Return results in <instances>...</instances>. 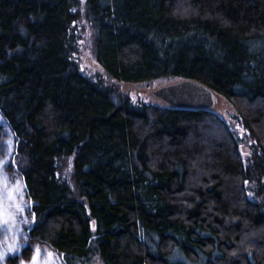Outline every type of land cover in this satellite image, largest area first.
I'll return each mask as SVG.
<instances>
[{
	"label": "trees",
	"instance_id": "obj_1",
	"mask_svg": "<svg viewBox=\"0 0 264 264\" xmlns=\"http://www.w3.org/2000/svg\"><path fill=\"white\" fill-rule=\"evenodd\" d=\"M75 7L0 0V194L14 173L29 201L25 222L0 220V252L17 238L56 264H264V0L84 3L110 78L207 85L253 140L246 160L213 111L116 101L79 71Z\"/></svg>",
	"mask_w": 264,
	"mask_h": 264
},
{
	"label": "rangeland",
	"instance_id": "obj_2",
	"mask_svg": "<svg viewBox=\"0 0 264 264\" xmlns=\"http://www.w3.org/2000/svg\"><path fill=\"white\" fill-rule=\"evenodd\" d=\"M84 3L85 0H78V7L75 8L79 11L81 17L72 23L70 30L72 34L70 43L73 48H71L72 51L68 50V53L77 69L84 75L108 88L116 101H119L120 99H128L132 103L139 105H165L163 101L151 94V90L161 85L174 82L176 81L175 79H157L152 82H120L107 75L96 59L93 45L94 33L89 20L84 15ZM210 110L223 118L232 128L239 139L241 155L243 159L246 160L254 142L240 124L238 114L233 105L223 97L217 95L216 103ZM4 141L5 147L7 148V144H10V140L7 138V140L4 139ZM0 150H3L1 145ZM1 152L0 155H2ZM7 154H9V150ZM5 157L6 156L0 158V161ZM5 160H7V157ZM58 166L57 176L62 182H65L69 186L73 193H75V187L72 180L71 158L68 157L66 160H61ZM251 186L253 187V184ZM249 194L252 195V190ZM257 200L264 203V193L260 194L257 197ZM28 204L29 201L24 186L17 175L13 173V176H10L9 180L4 183L2 194H0V220L12 223V225L25 222L27 218L26 209ZM18 243L17 238H11L8 243L7 254L17 256L19 264H32L34 256H37L38 264H56L53 260L51 250L45 251L40 246L35 245L33 249L31 251H29V249V253H27L28 251L24 250L27 243L22 242L19 248H16ZM10 246H14V250L9 251ZM49 253H51V255H49ZM7 254L4 255L3 259H0V264H4ZM89 264L102 263L97 256H94Z\"/></svg>",
	"mask_w": 264,
	"mask_h": 264
},
{
	"label": "water",
	"instance_id": "obj_3",
	"mask_svg": "<svg viewBox=\"0 0 264 264\" xmlns=\"http://www.w3.org/2000/svg\"><path fill=\"white\" fill-rule=\"evenodd\" d=\"M151 94L170 107L207 109L210 110L216 103V93L207 85L194 79H178L174 82L161 85ZM85 205L86 199H83Z\"/></svg>",
	"mask_w": 264,
	"mask_h": 264
},
{
	"label": "snow or ice",
	"instance_id": "obj_4",
	"mask_svg": "<svg viewBox=\"0 0 264 264\" xmlns=\"http://www.w3.org/2000/svg\"><path fill=\"white\" fill-rule=\"evenodd\" d=\"M6 222V221H5ZM12 250H14V246H10V248H9V251H12ZM39 251V250H38ZM4 253H0V259H3V257H4ZM49 255H51V253H49ZM32 264H38V262H37V256H34L33 257V262H32Z\"/></svg>",
	"mask_w": 264,
	"mask_h": 264
}]
</instances>
